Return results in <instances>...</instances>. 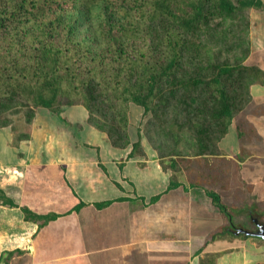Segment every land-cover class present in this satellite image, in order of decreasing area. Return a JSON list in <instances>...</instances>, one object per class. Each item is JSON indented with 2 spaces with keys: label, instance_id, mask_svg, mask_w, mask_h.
Wrapping results in <instances>:
<instances>
[{
  "label": "crops",
  "instance_id": "1",
  "mask_svg": "<svg viewBox=\"0 0 264 264\" xmlns=\"http://www.w3.org/2000/svg\"><path fill=\"white\" fill-rule=\"evenodd\" d=\"M260 2L248 11L245 59L256 75L227 128L203 152L191 140L189 152L173 153L188 160L171 166L145 130L137 131L139 121L128 122L130 143L115 144L87 121L84 107L81 121L55 129L69 134L58 144L34 147L39 131H30L25 147L11 146L16 155L0 161V190L12 202L0 196V264H264V239L256 234L264 228ZM79 106L65 112L72 117ZM48 129L43 140L52 138ZM23 207L50 219L26 220Z\"/></svg>",
  "mask_w": 264,
  "mask_h": 264
},
{
  "label": "trees",
  "instance_id": "2",
  "mask_svg": "<svg viewBox=\"0 0 264 264\" xmlns=\"http://www.w3.org/2000/svg\"><path fill=\"white\" fill-rule=\"evenodd\" d=\"M259 6L260 0H0V114L23 103L31 119L33 107L59 113L79 104L112 143L126 144L129 111L140 110L138 131L147 115L148 124L156 123V110L179 92L187 111L194 102L179 127L188 120L190 139L203 152L227 128L256 75L245 59L248 11ZM206 34L218 50L240 46L241 56L233 63L215 56L185 70L190 37ZM23 211L26 220L43 218L39 225L50 219Z\"/></svg>",
  "mask_w": 264,
  "mask_h": 264
},
{
  "label": "rangeland",
  "instance_id": "3",
  "mask_svg": "<svg viewBox=\"0 0 264 264\" xmlns=\"http://www.w3.org/2000/svg\"><path fill=\"white\" fill-rule=\"evenodd\" d=\"M195 36L196 35H192L190 40L189 36L187 37L189 40V46L184 53L183 68L189 72L203 68L206 65V62H213L215 56H218L216 58L217 61L228 60L230 63H233L235 59H238L236 58L237 56H241L240 52L242 51V48H238L240 46H235L229 51H225L223 49L218 50L219 44H217L216 39L213 37L211 38L209 34L203 35L200 39H197ZM198 41L202 42L205 47H202V44L198 43ZM226 42L229 41L226 40ZM203 71L205 70L202 69V72ZM179 96L181 98H179ZM181 99L182 96L178 92L177 95L169 99L168 105L166 104L164 107L158 108L156 110L157 114L154 118L156 119V123L148 124L150 115L145 116L143 118L144 122L142 121L141 123V129L145 130V134L148 136L147 139L150 146L154 149L156 148V150H158L161 155H166L167 163H169L170 159L172 161L176 159L178 163L182 162L181 159L183 161L188 160V158L185 157L171 158L173 157V153L175 151L184 150L189 152V146L185 147L186 145L184 143H187L188 141L187 144H189L191 141L190 137L193 135L191 129L187 125L188 120L184 122V124L186 123V126L182 125L179 127V123L181 121H185V119L189 117V112L192 111L194 102H189V111H187L184 108L186 102L183 103L184 100ZM186 99L187 98H185V100ZM20 102H22V100ZM66 108L67 107H64L59 111V113H55L50 112L47 109L33 107L34 114L32 115L31 119H29L27 116L29 108L28 106L23 105V103L17 105L13 109L3 111V113L0 114V120L5 119L6 121H4V123L0 122V161L2 162L13 159L12 157L15 156L16 153L11 152V150L14 149L11 146L16 145L19 148L25 147L27 142V140H25V136L27 135L26 137H28L30 131H39V134L34 136V147H40L44 145L54 146L58 144L59 141H61V138L63 139L64 137H69L67 136L69 134H63L62 131L55 129H62L60 126L61 122L68 124V120L76 122L81 121L83 119V106L75 107L74 110L77 111L71 115L72 117L67 115V112H65ZM139 114L140 110H138V108H134L132 112L129 111V120H133L131 122H133L134 126L140 119ZM94 115L100 118L97 113ZM44 129H48V132H53L52 138L49 137L48 140H43V137H41L40 134L44 133ZM168 129H170L169 133H167ZM71 130H74V133L79 136L83 133V131H79L77 127H72ZM183 131L186 133L185 138L177 139L178 135L175 134L181 132L183 133ZM49 135H51V133ZM79 138L80 137H78L76 140L79 141ZM56 141L58 142L56 143ZM178 175H181V173L179 172ZM173 176H175V173ZM19 264L26 263L21 262Z\"/></svg>",
  "mask_w": 264,
  "mask_h": 264
},
{
  "label": "water",
  "instance_id": "4",
  "mask_svg": "<svg viewBox=\"0 0 264 264\" xmlns=\"http://www.w3.org/2000/svg\"><path fill=\"white\" fill-rule=\"evenodd\" d=\"M256 234H258L261 238L264 239V228L262 225L258 226V231L256 232Z\"/></svg>",
  "mask_w": 264,
  "mask_h": 264
}]
</instances>
